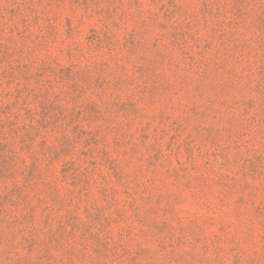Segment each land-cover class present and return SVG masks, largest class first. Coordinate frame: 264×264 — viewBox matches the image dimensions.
<instances>
[{
    "label": "rangeland",
    "instance_id": "rangeland-1",
    "mask_svg": "<svg viewBox=\"0 0 264 264\" xmlns=\"http://www.w3.org/2000/svg\"><path fill=\"white\" fill-rule=\"evenodd\" d=\"M0 264H264V0H0Z\"/></svg>",
    "mask_w": 264,
    "mask_h": 264
}]
</instances>
